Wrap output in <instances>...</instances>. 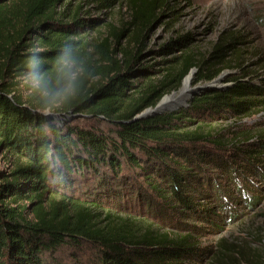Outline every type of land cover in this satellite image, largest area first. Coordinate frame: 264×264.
I'll return each instance as SVG.
<instances>
[{"label": "trees", "instance_id": "obj_1", "mask_svg": "<svg viewBox=\"0 0 264 264\" xmlns=\"http://www.w3.org/2000/svg\"><path fill=\"white\" fill-rule=\"evenodd\" d=\"M182 1L0 0V154L10 162L0 168V264H264V248L203 245V226L179 218L215 215L219 226L238 215L212 168L254 199L239 182L261 175L264 132L228 136L217 121L263 111L264 82L232 78L134 120L193 68L200 83L236 64L240 36L226 32L207 53L190 32L172 36L157 50L165 59L142 62L150 31ZM86 6L103 16H82ZM64 51L84 71L76 94L49 107L24 80L35 71L61 87Z\"/></svg>", "mask_w": 264, "mask_h": 264}, {"label": "rangeland", "instance_id": "obj_2", "mask_svg": "<svg viewBox=\"0 0 264 264\" xmlns=\"http://www.w3.org/2000/svg\"><path fill=\"white\" fill-rule=\"evenodd\" d=\"M179 7L180 15L174 21H167L170 22L168 25L162 22L150 31L144 45V64L152 65L165 59L157 50L172 36L190 32L195 46L207 53L224 32L229 35L236 33L241 40L238 53L233 56L234 60L237 55V60L234 61L236 64L224 69L215 78V83L228 87L232 83L231 79L236 77L264 82V0H183ZM89 8L88 10H91ZM85 9L82 12L84 17L103 16L93 8L91 13L86 14L88 10ZM123 12L125 8L117 7L116 19L122 16ZM195 75L196 72L190 81L189 89L207 83H195ZM217 124L218 127L230 129L226 131L228 136L232 133L240 135L247 131L253 134L259 130L264 132V110L248 117L221 118ZM253 141L255 138L252 137L249 144ZM9 163V160L0 154V168H7ZM211 170H214L211 173L216 177L217 184L223 188L224 196L231 201L226 202V205L235 207L238 215L226 222L221 221L219 226L216 221L219 222L221 218L215 215H212L210 221H200L198 217H186L182 213L179 218L203 226V229L198 228L195 231L203 245L214 246L219 240H228L264 248V169L260 170L261 175L249 173L248 177H240L239 183L254 197L252 201L248 200L240 189L232 187L220 170ZM218 213L220 214V210ZM85 251L88 253L93 250L86 247Z\"/></svg>", "mask_w": 264, "mask_h": 264}, {"label": "clouds", "instance_id": "obj_3", "mask_svg": "<svg viewBox=\"0 0 264 264\" xmlns=\"http://www.w3.org/2000/svg\"><path fill=\"white\" fill-rule=\"evenodd\" d=\"M40 64V60L32 58L29 67L35 69ZM56 71L58 77L56 84L59 85L63 81L61 87H54L42 73L32 71L28 74L24 83L32 93H36L43 100L44 104L52 107L58 106L69 97L74 96L78 88V80L83 73V67L79 62L68 54L67 51L62 52L56 61ZM44 116H51L50 111L39 113Z\"/></svg>", "mask_w": 264, "mask_h": 264}, {"label": "water", "instance_id": "obj_4", "mask_svg": "<svg viewBox=\"0 0 264 264\" xmlns=\"http://www.w3.org/2000/svg\"><path fill=\"white\" fill-rule=\"evenodd\" d=\"M195 72H196V68H193L185 76V78L182 81V86L179 89L174 90L171 93L165 94L155 106H149L145 108L144 110H142L140 113H138L135 116L134 120L147 119V118L153 117L154 115L163 114L167 111L173 110L183 105H186L187 101L191 97H193L194 94H196L201 88L210 87L212 89H219V90H223L226 88L224 86L217 85L215 83L216 80L213 79L207 83L196 86L193 89H189L190 90L189 94L188 93L184 94V91H183L184 81L188 76H190L192 80L193 74ZM176 94H178V96L174 97Z\"/></svg>", "mask_w": 264, "mask_h": 264}, {"label": "bare ground", "instance_id": "obj_5", "mask_svg": "<svg viewBox=\"0 0 264 264\" xmlns=\"http://www.w3.org/2000/svg\"><path fill=\"white\" fill-rule=\"evenodd\" d=\"M190 81H191L190 76H188L184 81V87H183L184 94H187L189 92ZM177 96L178 94H176L174 97H177Z\"/></svg>", "mask_w": 264, "mask_h": 264}]
</instances>
